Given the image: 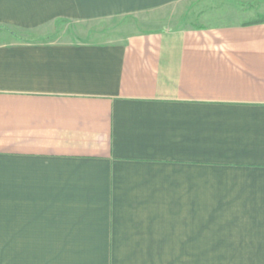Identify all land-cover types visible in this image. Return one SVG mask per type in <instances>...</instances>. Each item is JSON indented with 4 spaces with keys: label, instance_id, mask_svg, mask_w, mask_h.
<instances>
[{
    "label": "crops",
    "instance_id": "obj_1",
    "mask_svg": "<svg viewBox=\"0 0 264 264\" xmlns=\"http://www.w3.org/2000/svg\"><path fill=\"white\" fill-rule=\"evenodd\" d=\"M223 12L0 0L93 33L0 36V264H264V23Z\"/></svg>",
    "mask_w": 264,
    "mask_h": 264
},
{
    "label": "rangeland",
    "instance_id": "obj_2",
    "mask_svg": "<svg viewBox=\"0 0 264 264\" xmlns=\"http://www.w3.org/2000/svg\"><path fill=\"white\" fill-rule=\"evenodd\" d=\"M198 8L210 9L214 6H222L225 15V20L232 22H258L264 23V0H249L245 2H239L236 0H191V4ZM190 4V3H189ZM181 5L171 8L166 11L164 16H170L176 18L179 12H176ZM192 8V6H191ZM189 12L184 17V23H194L196 15ZM231 9L232 13H229ZM234 11V12H233ZM199 12V11H198ZM227 12V13H226ZM230 15V16H229ZM86 30V29H85ZM79 25L68 23L67 21H59L50 26H47L38 31H23L7 26L0 25V36L9 35L16 39L25 40H39V41H53V40H71V41H84L90 38L93 33H86ZM93 32V31H92ZM26 37V38H25Z\"/></svg>",
    "mask_w": 264,
    "mask_h": 264
}]
</instances>
